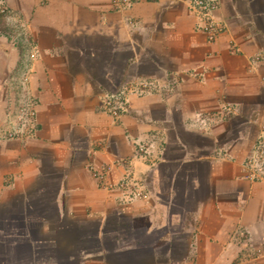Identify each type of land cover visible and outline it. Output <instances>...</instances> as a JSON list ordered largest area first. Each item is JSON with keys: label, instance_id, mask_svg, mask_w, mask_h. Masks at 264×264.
<instances>
[{"label": "crops", "instance_id": "0c3cea01", "mask_svg": "<svg viewBox=\"0 0 264 264\" xmlns=\"http://www.w3.org/2000/svg\"><path fill=\"white\" fill-rule=\"evenodd\" d=\"M188 1L5 0L0 134L30 100L37 115L31 137L0 135V264H264V173L246 165L264 0H220L215 42ZM145 80L160 86L115 123L105 97ZM127 176L149 201L128 202Z\"/></svg>", "mask_w": 264, "mask_h": 264}, {"label": "built area", "instance_id": "2783aa9c", "mask_svg": "<svg viewBox=\"0 0 264 264\" xmlns=\"http://www.w3.org/2000/svg\"><path fill=\"white\" fill-rule=\"evenodd\" d=\"M134 0H115V4L120 9L121 6H129ZM189 10L197 19V30L204 34L210 42H215L225 31V24L217 18L220 10V0H189ZM5 0H0V13L6 15ZM32 47L35 55L38 54L37 48ZM158 81L127 82L119 90L107 95L104 99V112L108 114L117 124L122 123L124 116L129 114V99L131 96H145L151 94ZM170 90L171 89H167ZM37 101H29L28 105L18 108L15 116L8 115L7 122L12 127L10 131L0 134L5 140H19L28 138L34 134L36 127ZM136 152L140 157H146L148 154L147 145L143 143L136 144ZM246 165L248 168L264 173V136H261L255 146L252 155L249 157ZM93 179H102V175L95 171L93 167L89 168ZM120 189L127 198L128 202L143 201L151 199V193L147 190L144 183L134 180L131 176L125 177L119 184Z\"/></svg>", "mask_w": 264, "mask_h": 264}, {"label": "rangeland", "instance_id": "374dc122", "mask_svg": "<svg viewBox=\"0 0 264 264\" xmlns=\"http://www.w3.org/2000/svg\"><path fill=\"white\" fill-rule=\"evenodd\" d=\"M11 18H14V17H11ZM13 22V21H12Z\"/></svg>", "mask_w": 264, "mask_h": 264}]
</instances>
